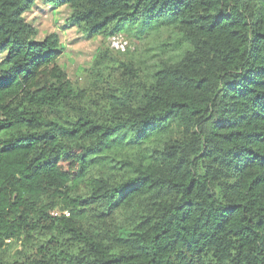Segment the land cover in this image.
Masks as SVG:
<instances>
[{
    "label": "trees",
    "instance_id": "1",
    "mask_svg": "<svg viewBox=\"0 0 264 264\" xmlns=\"http://www.w3.org/2000/svg\"><path fill=\"white\" fill-rule=\"evenodd\" d=\"M33 1L0 0V264H264V0H42L103 38L83 89Z\"/></svg>",
    "mask_w": 264,
    "mask_h": 264
},
{
    "label": "rangeland",
    "instance_id": "2",
    "mask_svg": "<svg viewBox=\"0 0 264 264\" xmlns=\"http://www.w3.org/2000/svg\"><path fill=\"white\" fill-rule=\"evenodd\" d=\"M69 14L70 10L64 5L52 7L42 0H34L30 9L23 14V18L36 28V38L39 40L51 33L57 34L61 50L58 64L73 84L83 89L88 87L92 78L89 72L90 67L104 41L100 36L86 37L84 32L68 22ZM169 38V34L162 32L158 35H148L147 39L140 44L132 59L140 61L141 64L138 67L142 74L150 71V67L154 66L153 63L158 56H164L160 53V49L165 42L170 41ZM156 54L157 57H153ZM2 55L3 53H0V57ZM107 74L104 77L109 76Z\"/></svg>",
    "mask_w": 264,
    "mask_h": 264
},
{
    "label": "built area",
    "instance_id": "3",
    "mask_svg": "<svg viewBox=\"0 0 264 264\" xmlns=\"http://www.w3.org/2000/svg\"><path fill=\"white\" fill-rule=\"evenodd\" d=\"M109 43L111 47L123 49L125 42L123 36L121 34H117L109 37Z\"/></svg>",
    "mask_w": 264,
    "mask_h": 264
}]
</instances>
